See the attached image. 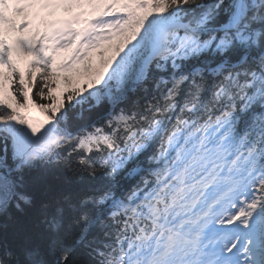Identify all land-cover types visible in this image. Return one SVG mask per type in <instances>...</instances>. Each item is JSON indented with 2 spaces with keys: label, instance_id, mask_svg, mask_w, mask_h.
I'll use <instances>...</instances> for the list:
<instances>
[{
  "label": "snow or ice",
  "instance_id": "snow-or-ice-1",
  "mask_svg": "<svg viewBox=\"0 0 264 264\" xmlns=\"http://www.w3.org/2000/svg\"><path fill=\"white\" fill-rule=\"evenodd\" d=\"M0 264H264V0H0Z\"/></svg>",
  "mask_w": 264,
  "mask_h": 264
},
{
  "label": "rangeland",
  "instance_id": "rangeland-1",
  "mask_svg": "<svg viewBox=\"0 0 264 264\" xmlns=\"http://www.w3.org/2000/svg\"><path fill=\"white\" fill-rule=\"evenodd\" d=\"M85 7H87V11H88V13L89 14H92L93 13V8L91 7V6H85ZM51 11H53V16L54 15H56V17L58 16V15H60L61 13H66V15L67 16H70V14L72 15L74 12H76L77 10L80 12V11H82L83 9H82V7L81 6H73L72 8H71V11H69L68 10V8H66L65 6H60V7H58V8H55V9H50ZM63 19H65V18H63ZM48 21H54L55 20V18L53 17H51V18H49V19H47ZM45 27V24H43L42 26H40V29L41 30H43V28ZM16 35H19V33H16ZM24 35L27 37V36H30V31H27L26 30V32L24 33ZM110 51H111V49H109V53H110ZM65 54V51L64 50H61L60 51V56L58 57V59L59 58H62L63 57V55ZM95 55V54H94ZM99 59V57L98 56H96L95 57V60H98ZM95 62V61H94Z\"/></svg>",
  "mask_w": 264,
  "mask_h": 264
},
{
  "label": "bare ground",
  "instance_id": "bare-ground-1",
  "mask_svg": "<svg viewBox=\"0 0 264 264\" xmlns=\"http://www.w3.org/2000/svg\"><path fill=\"white\" fill-rule=\"evenodd\" d=\"M12 15H13L14 18L21 19V18H19L18 16H16L15 13H13ZM45 16H46V15H45ZM45 16H44V17H45ZM30 19H32V17H31ZM35 23L40 27V26L43 24V21H41V20H37ZM30 35H31V32H30Z\"/></svg>",
  "mask_w": 264,
  "mask_h": 264
}]
</instances>
